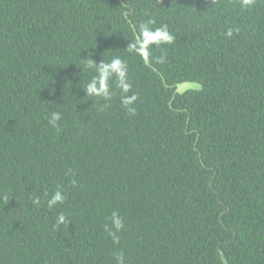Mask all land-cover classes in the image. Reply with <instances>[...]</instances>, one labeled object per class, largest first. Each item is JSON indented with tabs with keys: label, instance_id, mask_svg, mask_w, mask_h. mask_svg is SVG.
Returning a JSON list of instances; mask_svg holds the SVG:
<instances>
[{
	"label": "trees",
	"instance_id": "1",
	"mask_svg": "<svg viewBox=\"0 0 264 264\" xmlns=\"http://www.w3.org/2000/svg\"><path fill=\"white\" fill-rule=\"evenodd\" d=\"M149 20L174 41L145 60L128 46ZM114 57L134 115L115 77L111 99L86 96L89 64ZM185 80L203 87L176 93ZM221 250L264 264V0H0V264H224Z\"/></svg>",
	"mask_w": 264,
	"mask_h": 264
},
{
	"label": "clouds",
	"instance_id": "2",
	"mask_svg": "<svg viewBox=\"0 0 264 264\" xmlns=\"http://www.w3.org/2000/svg\"><path fill=\"white\" fill-rule=\"evenodd\" d=\"M254 0H241L242 7H250L253 4ZM154 20H149L148 22L140 25V38L136 41L135 44H129L128 50L135 51L145 60L149 57V49L151 45H161V44H171L174 41V36L168 31L166 25H162L159 28L152 29L149 27L150 24H154ZM239 32V28L235 30ZM227 36L231 37L233 35V30L228 29ZM159 63H164V57L161 56L158 58ZM90 68H94L96 75L93 76L91 81L83 86L86 90V96L94 97H103L105 100H109L112 97V92L110 90L109 81L115 77L116 87L121 90V102L122 105L127 108L129 114H135V108L132 107L134 102L138 98V94L125 95L130 90L132 85L128 81V69L126 63L119 57H114L111 61L105 62L104 60L99 63L89 64ZM61 119V114L59 112H53L49 118V123L53 126H57V122ZM75 183V181H73ZM65 200L63 192L59 189V186L55 193L52 195L51 199L47 201L48 208H53L57 203H62ZM36 204L40 203L39 197L35 198L33 201ZM112 228L115 231H112L107 225L106 231L113 238L116 237V232L120 231L124 227V222L122 217L118 212H113L111 215ZM68 218L65 214L60 213L57 218V226L60 224L68 223ZM117 264H125V258L123 254L117 256Z\"/></svg>",
	"mask_w": 264,
	"mask_h": 264
},
{
	"label": "water",
	"instance_id": "3",
	"mask_svg": "<svg viewBox=\"0 0 264 264\" xmlns=\"http://www.w3.org/2000/svg\"><path fill=\"white\" fill-rule=\"evenodd\" d=\"M137 38L138 39L140 38L139 34H137ZM202 87H203V84L201 82H199V81H196V80H185V81H182V82H179V83L176 84V93L183 94V93H185L188 90H191V89L199 90ZM220 253H221V257H222L223 263L224 264H230L229 260L225 256V252L223 250H221Z\"/></svg>",
	"mask_w": 264,
	"mask_h": 264
}]
</instances>
